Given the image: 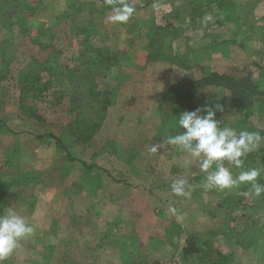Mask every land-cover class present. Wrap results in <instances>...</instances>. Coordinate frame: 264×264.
I'll list each match as a JSON object with an SVG mask.
<instances>
[{"label": "rangeland", "instance_id": "374dc122", "mask_svg": "<svg viewBox=\"0 0 264 264\" xmlns=\"http://www.w3.org/2000/svg\"><path fill=\"white\" fill-rule=\"evenodd\" d=\"M127 2L134 15L113 23L105 0H0V213L11 207L35 227L4 264H191L181 249L192 232L212 257L264 264V194L205 190L199 161L179 146L149 152L183 131L177 84L232 76V89H198L190 110L219 104L221 126L260 134L242 168L225 166L259 168L264 185V118L245 121L233 95L242 81L264 95V0ZM85 37L124 52L120 64H102ZM179 178L190 195L172 192Z\"/></svg>", "mask_w": 264, "mask_h": 264}, {"label": "clouds", "instance_id": "9594fccd", "mask_svg": "<svg viewBox=\"0 0 264 264\" xmlns=\"http://www.w3.org/2000/svg\"><path fill=\"white\" fill-rule=\"evenodd\" d=\"M111 7L108 19L113 23H126L135 12L133 4L127 0H105ZM157 5H153L156 7ZM211 17L205 16L207 22ZM216 109L222 110L219 104H206L203 108L185 110L178 117V125L182 132L174 136H167L161 143L152 144L150 153H157L165 145L179 146L191 158L199 161L200 170L206 174L203 187L211 189H232L241 184H251L256 196L264 194V185L258 183L261 175L259 168L242 170L234 175L225 161L236 168L243 167V157H246L261 142L259 133L221 126V121L216 119ZM192 160H185L184 166L191 164ZM215 166V167H213ZM187 178L172 181V192L178 196H188L190 192ZM246 195V193H245ZM175 213L174 207L169 209ZM35 227L30 224L15 209L8 207L0 213V264L18 248L20 242L30 237Z\"/></svg>", "mask_w": 264, "mask_h": 264}, {"label": "trees", "instance_id": "16d2710c", "mask_svg": "<svg viewBox=\"0 0 264 264\" xmlns=\"http://www.w3.org/2000/svg\"><path fill=\"white\" fill-rule=\"evenodd\" d=\"M6 2V0H4ZM200 4H203V1L199 2ZM200 4L198 6H200ZM207 5H210L209 7L215 5V7L222 8L226 5V0H207ZM205 5V4H204ZM198 6L195 5L192 7V14L193 16L198 15ZM201 7V6H200ZM109 9H111L110 6H108ZM199 19H203L202 14L200 16H197ZM229 16H224V19L219 20V23H224V21L228 20ZM83 45L91 52L95 53L98 60L105 64L106 67H113L118 66L120 64V57L124 52L120 50H101L97 47H95L93 44L90 43V41L87 39V37L83 40ZM168 53H166L165 56H161L159 58L162 59H168L171 62L176 61L178 58L177 55L173 54L170 56H167ZM179 59V58H178ZM180 60V59H179ZM43 69H49V67L43 65ZM223 76H220L218 74L209 73L202 79L199 80H193L191 78L185 79V83H179L175 87L176 94L179 96L176 99V102L181 106L180 109L184 110H190L191 104H192V95L195 93L197 94L198 89L200 88H208L210 86H219L222 85L224 87H228L232 89L233 87V79L232 76H225V81H222ZM224 78V77H223ZM232 79V80H231ZM242 80V79H241ZM184 82V81H183ZM247 86L244 85L242 81V86L237 87L233 90V95L239 96V99L237 100V108L242 109L243 107L247 109V111L244 114V120L247 121L249 118L260 115L262 118H264V95L257 94L254 91L247 90ZM247 95V103H240L241 100L244 99V95ZM241 98V100H240ZM245 100V99H244ZM41 137V136H39ZM56 142L61 147H64L67 149V146L62 142L60 138H56ZM68 157L71 158L70 154H68ZM255 158V155L248 157L247 159L253 160ZM226 162V161H225ZM84 165L86 163L83 162ZM215 167V166H213ZM201 177V176H200ZM210 244L209 240H203L201 238L200 233H189L186 235L185 238V244L182 247V254L183 257L187 261H192L191 264H199L196 263V259L199 257L200 259L205 260L206 264H230V255L226 256L223 255L220 252L216 251V255L214 257L210 256Z\"/></svg>", "mask_w": 264, "mask_h": 264}]
</instances>
